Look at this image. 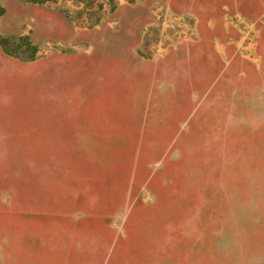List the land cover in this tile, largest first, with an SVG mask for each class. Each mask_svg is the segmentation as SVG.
Segmentation results:
<instances>
[{
	"label": "rangeland",
	"instance_id": "1",
	"mask_svg": "<svg viewBox=\"0 0 264 264\" xmlns=\"http://www.w3.org/2000/svg\"><path fill=\"white\" fill-rule=\"evenodd\" d=\"M0 7V264H264V0Z\"/></svg>",
	"mask_w": 264,
	"mask_h": 264
},
{
	"label": "trees",
	"instance_id": "2",
	"mask_svg": "<svg viewBox=\"0 0 264 264\" xmlns=\"http://www.w3.org/2000/svg\"><path fill=\"white\" fill-rule=\"evenodd\" d=\"M33 2H46L50 0H31ZM2 8L0 7V13ZM22 42H15L11 37L0 34V45L9 54L19 56L23 59H33L36 56V46L31 44L26 35L19 36Z\"/></svg>",
	"mask_w": 264,
	"mask_h": 264
}]
</instances>
